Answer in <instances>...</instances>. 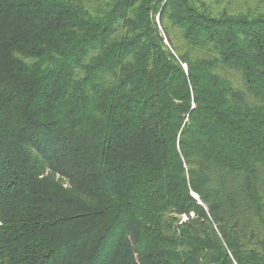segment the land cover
I'll return each mask as SVG.
<instances>
[{
  "label": "trees",
  "instance_id": "obj_1",
  "mask_svg": "<svg viewBox=\"0 0 264 264\" xmlns=\"http://www.w3.org/2000/svg\"><path fill=\"white\" fill-rule=\"evenodd\" d=\"M0 261L264 264V0H0Z\"/></svg>",
  "mask_w": 264,
  "mask_h": 264
},
{
  "label": "rangeland",
  "instance_id": "obj_2",
  "mask_svg": "<svg viewBox=\"0 0 264 264\" xmlns=\"http://www.w3.org/2000/svg\"><path fill=\"white\" fill-rule=\"evenodd\" d=\"M41 180L44 181L46 186L48 185V187H51V189H55V186L58 188H61L63 190H65L67 188L66 180L64 178H62L61 176H58V175H51L48 177H44ZM0 264H2L1 261H0Z\"/></svg>",
  "mask_w": 264,
  "mask_h": 264
},
{
  "label": "water",
  "instance_id": "obj_3",
  "mask_svg": "<svg viewBox=\"0 0 264 264\" xmlns=\"http://www.w3.org/2000/svg\"><path fill=\"white\" fill-rule=\"evenodd\" d=\"M194 197L197 199L198 197L194 194Z\"/></svg>",
  "mask_w": 264,
  "mask_h": 264
}]
</instances>
